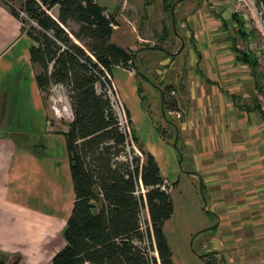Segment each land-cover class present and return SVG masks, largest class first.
Listing matches in <instances>:
<instances>
[{
  "label": "crops",
  "instance_id": "1",
  "mask_svg": "<svg viewBox=\"0 0 264 264\" xmlns=\"http://www.w3.org/2000/svg\"><path fill=\"white\" fill-rule=\"evenodd\" d=\"M100 1L116 17L113 43L135 51L150 40L136 30L142 19L139 11L131 10V0ZM132 34L133 42L127 41ZM34 44L22 32V22L0 0V264H9L7 259L51 264L66 246L62 235L74 205L62 215L67 202L63 187H68L69 196L74 188L71 165L68 158L57 155V134L50 132L52 113L31 61ZM202 56L198 60L202 74L213 84H203L190 71L187 77L193 78L185 93L171 106L186 109V121L175 131L189 154L193 172L188 174L200 181L215 215L217 236L212 237L211 252L222 257V264H264V121L238 104L234 95L223 96L228 93L216 88L210 66L218 63L217 70L221 69L220 60ZM168 62L170 58L162 64ZM120 69L127 74L126 83L132 84L135 71ZM114 80L120 91L122 82ZM22 141L48 146L53 155L36 157ZM147 149L157 159L163 178L174 183L169 167L160 164L163 155L151 146Z\"/></svg>",
  "mask_w": 264,
  "mask_h": 264
},
{
  "label": "trees",
  "instance_id": "2",
  "mask_svg": "<svg viewBox=\"0 0 264 264\" xmlns=\"http://www.w3.org/2000/svg\"><path fill=\"white\" fill-rule=\"evenodd\" d=\"M1 1L22 22V32L35 43L30 56L38 69L40 89L49 95L55 87H63L71 101L73 121L64 138L75 200L64 230L66 246L51 264H159L150 253L155 249L160 264H175L165 233L166 223L174 214V203L171 194L163 189L165 179L159 163L133 132L143 162L134 156L135 168H131L124 159L126 137L118 127L109 99L99 91L97 74L103 73L100 66L110 74L113 68H123L141 75L136 67L139 52L127 51L112 42L116 17L97 0ZM257 2L264 9V0ZM175 4H166L165 9L174 13ZM55 8L57 17L49 14ZM21 12L28 18H21ZM231 17L241 25L237 34L249 38L244 20L234 12ZM72 23L79 26L78 31L71 30ZM234 51L238 62L251 67L256 88L261 90L257 59L249 51ZM162 97L163 108L168 110L164 93ZM253 110L264 121V110L260 106ZM140 173L147 189L146 202L135 195ZM146 209L150 222L144 231L141 213ZM211 257V253L202 256L208 264H218Z\"/></svg>",
  "mask_w": 264,
  "mask_h": 264
},
{
  "label": "rangeland",
  "instance_id": "3",
  "mask_svg": "<svg viewBox=\"0 0 264 264\" xmlns=\"http://www.w3.org/2000/svg\"><path fill=\"white\" fill-rule=\"evenodd\" d=\"M131 1L133 3L131 10L136 14L139 11L138 18L142 19V22L137 24L136 30L150 39L135 47V51L127 50L139 52L136 54V67L141 75L137 76L132 84H127V74H124L120 68H113L112 73L116 81L118 79L122 82L119 93L127 109L126 112L130 115L128 121L132 133L135 132L139 142L146 149L147 146H151L163 155L160 164L164 168L167 165L173 173L172 177L175 178L174 183L165 179L166 190L171 194L174 203V214L165 226L173 261L175 264H208L202 256L211 253L210 259L222 264V257L211 252L214 251L211 248V243L214 241L212 237L217 236L213 228L217 223L214 221L212 205L206 200V191L201 190L200 181L193 180L188 174L193 172L189 154L184 142L178 138L175 131L180 130L182 123L186 121V109H171V101L175 100L179 94L185 93L184 89L188 85V80L194 76L196 78L198 76L200 80L203 79L202 83L205 85L208 84L207 82L213 84L202 74L201 63L198 62L199 55L205 54L220 60L221 69L217 70L218 63L215 64V68L212 63L210 66L213 70L212 77L217 84L216 88L228 93L223 95L225 98L230 99L234 95L238 104L247 106L250 113L256 106L264 110V9L258 5L257 0ZM173 3L176 4L172 15L165 6ZM17 5H20V2H17ZM144 9L147 15H144ZM233 12L244 20L245 28L250 32L249 38L244 39L237 34L241 25L232 20ZM49 14L57 17L58 10L55 8L49 11ZM146 16H148L147 25L143 21ZM70 28L78 31L79 26L72 23ZM133 39L132 34L127 41L133 42ZM235 48L244 52L249 51L254 59H257L258 72L262 76L261 90L256 88L251 67L236 60ZM169 58L170 62L162 64ZM159 59L161 62L158 61ZM190 71H193V77H187ZM170 73H173L171 78ZM181 75L182 78H180ZM139 89L142 90L141 94L138 93ZM161 89L168 98V110L163 108ZM44 95L52 113L50 132L57 134V155L69 159L64 133L73 121L70 98L63 87H55L51 94ZM127 106L131 112L128 111ZM254 114L261 119L258 112ZM20 143L36 157L42 154L48 156L50 153L51 156L53 155L51 148L49 151L48 146L39 147L40 143L36 141ZM134 144V156L140 157L142 153L138 144L135 141ZM48 192H51L52 196V191ZM63 196L67 202H65L66 210L62 215L66 211L70 212L72 208L75 200L74 188H71L69 196L68 187L64 186ZM39 206L42 207V204ZM141 215H144V225L147 226L150 222L147 209L143 210ZM207 228L211 229L201 233ZM62 237L64 238L63 235ZM64 241H66L65 238ZM150 253L160 264L156 249ZM7 261L9 264H20V261L15 262L10 259Z\"/></svg>",
  "mask_w": 264,
  "mask_h": 264
},
{
  "label": "built area",
  "instance_id": "4",
  "mask_svg": "<svg viewBox=\"0 0 264 264\" xmlns=\"http://www.w3.org/2000/svg\"><path fill=\"white\" fill-rule=\"evenodd\" d=\"M21 18L27 19V15L24 12H21L20 15ZM100 69L103 71L102 74H97L100 80V87L99 91L103 92L106 97L109 99L111 107L113 109V112L117 118L118 121V127L120 131L124 134L126 137V144H125V156L124 159L130 163L131 168L134 170V150H135V144H134V137L132 130L130 128V123L128 121L129 115L125 104L122 100V97L119 93V89L114 82V79L112 75L107 71L103 66H100ZM141 161L143 162V156L140 154ZM164 190L167 189V184L165 183ZM146 192L147 190L143 186L142 182V175L141 173L138 175V178H136V191L135 195L139 199H143L146 202ZM149 216V215H148ZM141 221H142V230H146L147 226L144 225L145 219L144 215H141Z\"/></svg>",
  "mask_w": 264,
  "mask_h": 264
},
{
  "label": "water",
  "instance_id": "5",
  "mask_svg": "<svg viewBox=\"0 0 264 264\" xmlns=\"http://www.w3.org/2000/svg\"><path fill=\"white\" fill-rule=\"evenodd\" d=\"M174 13H172V15H173Z\"/></svg>",
  "mask_w": 264,
  "mask_h": 264
}]
</instances>
